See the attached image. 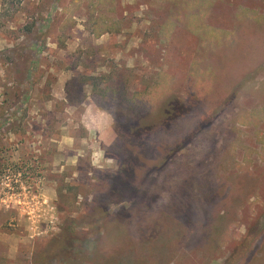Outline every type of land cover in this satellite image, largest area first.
<instances>
[{
	"label": "rangeland",
	"instance_id": "1",
	"mask_svg": "<svg viewBox=\"0 0 264 264\" xmlns=\"http://www.w3.org/2000/svg\"><path fill=\"white\" fill-rule=\"evenodd\" d=\"M66 233L70 264H264V0H0V264Z\"/></svg>",
	"mask_w": 264,
	"mask_h": 264
},
{
	"label": "trees",
	"instance_id": "2",
	"mask_svg": "<svg viewBox=\"0 0 264 264\" xmlns=\"http://www.w3.org/2000/svg\"><path fill=\"white\" fill-rule=\"evenodd\" d=\"M111 29H102L101 31L99 32H93L95 35L97 36H102V35H105V34H108V33H111ZM168 116L170 115L167 114ZM126 185H129V184H126ZM121 186L119 184V186H117V188L119 189ZM114 193H116L115 191L112 192V195H114ZM73 245V241L72 239L70 238V236L66 233V234H63L62 237L60 239H55L49 249H48V252L43 255L42 257V260H43V263L44 264H47L48 261L50 260V256H53L56 257L55 255H59L61 257L62 260H64L67 264H70L72 262H76L78 257L77 256H72L69 252L68 249H70V247Z\"/></svg>",
	"mask_w": 264,
	"mask_h": 264
}]
</instances>
